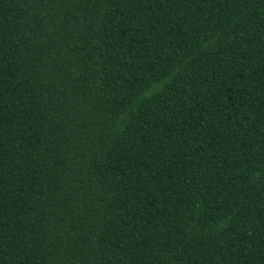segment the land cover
<instances>
[{"label":"trees","instance_id":"obj_1","mask_svg":"<svg viewBox=\"0 0 264 264\" xmlns=\"http://www.w3.org/2000/svg\"><path fill=\"white\" fill-rule=\"evenodd\" d=\"M0 264H264V0H0Z\"/></svg>","mask_w":264,"mask_h":264}]
</instances>
